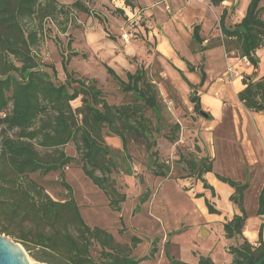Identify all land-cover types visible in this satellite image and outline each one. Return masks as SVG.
Masks as SVG:
<instances>
[{
	"label": "trees",
	"instance_id": "obj_1",
	"mask_svg": "<svg viewBox=\"0 0 264 264\" xmlns=\"http://www.w3.org/2000/svg\"><path fill=\"white\" fill-rule=\"evenodd\" d=\"M205 1L219 6L225 0ZM263 1L250 0L243 18L233 26L225 25L226 18L233 13V5L231 10H223L218 21L226 48L232 49L254 69L259 63L256 52L264 47ZM125 5L131 7L128 0H125ZM116 11L123 13L119 9ZM74 12L92 16L99 24L103 23L102 18L81 0H75L70 7L59 4L57 0H0V218L10 225L17 223L28 226L26 234L15 238L38 262L141 264L154 258L158 239L152 240L147 255L131 257V247L141 240L132 236V246L129 248L116 242L105 229L89 227L80 215L71 186L64 180V169L78 162L83 175L106 197L109 209L120 213V204L126 197L118 192L116 182L110 177L119 163L105 137L120 139L122 157L127 161L125 134L144 139L151 135L140 108L130 104L109 105L96 80L81 77L68 69L71 58L77 56L76 52L71 51L67 55L61 53V68L65 76L62 82L55 81L54 67L42 62L40 47L50 31L46 25L53 24L58 33L66 34L69 27H77L72 16ZM102 29L107 32L105 27L102 26ZM200 32L199 24L192 26L191 39L197 45L204 41ZM108 37L114 39V36ZM182 61L189 73L197 70L190 62ZM103 67L120 91L130 93L135 102L142 103L157 114L153 85L147 80L143 68H136L133 73L126 72L124 81L110 66L103 64ZM178 73L192 90L191 101L194 110L199 112L201 104L196 90L205 82L203 67H198L199 82L196 85L189 82L180 70ZM241 83L244 87L237 93L238 101L246 110L264 116V75H244ZM77 100L80 103L74 107ZM10 132L13 136L9 135ZM175 138L168 137V140ZM69 144L73 145L76 157L66 154L65 147ZM153 146L154 143H150L148 150ZM151 156L155 157L151 174L166 178L168 168L158 164L156 152H152ZM187 166L203 187L213 192L202 177L212 171L208 158H201L198 164L189 162ZM129 169L128 166V170L123 172L130 175ZM51 172H59L60 184L67 193L63 201L52 200L29 177L31 174L46 175ZM216 178L233 189L229 200L240 212L223 224L226 239L241 241L228 247L232 258L230 264H264L262 228L254 245L242 235L246 220L244 192L248 183L235 182L219 175ZM149 195V190H145L139 196L133 215L139 213L140 206ZM206 204L210 213H219L208 201ZM255 214L264 215V185L258 196ZM119 221L122 225L120 217ZM8 231L9 228L3 227L0 233ZM167 246L168 243L164 253L169 264H190L170 256ZM197 264L213 263L209 258L199 256Z\"/></svg>",
	"mask_w": 264,
	"mask_h": 264
},
{
	"label": "rangeland",
	"instance_id": "obj_2",
	"mask_svg": "<svg viewBox=\"0 0 264 264\" xmlns=\"http://www.w3.org/2000/svg\"><path fill=\"white\" fill-rule=\"evenodd\" d=\"M74 1L57 0L65 7H70ZM81 1L92 12L97 13L103 23L99 24L92 16L74 12L72 16L77 27H69L66 34L58 33L53 24H47L46 28L50 27V31L46 34L39 52L42 62L52 65L56 70L55 81L62 82L65 76L61 68V53L67 55L71 51L76 52L77 56L71 58L68 69L81 77L96 80L109 105L130 104L140 108V112L147 119L151 135L144 139L125 134L127 161L122 157V145L116 149L108 141L119 163L110 177L116 182L118 192L126 197L120 204V213L109 209L106 197L83 175L78 162L64 169V180L71 186L80 215L89 227L105 229L113 235L116 242L129 248L132 246V236L141 240L139 244L131 247V257L141 258L147 255L152 240L158 239L154 258L141 264H169L164 253L167 241V253L175 259H179L180 253L184 251L181 245L175 244L176 240L180 243L189 241V248L186 249L196 255L197 252L191 244L195 241L200 223L192 198L196 195L193 190L198 180L187 164H198L201 158H208L216 175L239 183L247 182L248 186L253 180L246 191V209L250 210L260 181L255 176L263 174L264 161L261 163L255 149L249 151L246 148L245 143L253 133L245 125L246 113L237 100L236 84L239 83L238 77L241 80L245 72L257 75L260 68L254 73L245 59L239 58L232 49L228 50L220 31L215 33L211 30L206 38H202L201 30L200 36L204 41L201 45L195 44L191 39L192 26L195 24L182 30L175 23L176 9L174 10L172 3H169V11L160 6L154 10L149 9L143 15L141 9L147 7L141 6L136 0H128L131 7L125 5V0ZM182 2L180 9L187 7ZM117 4H121V9L115 7ZM233 6L229 10L234 11L235 5ZM262 20L264 21V12ZM155 33L168 36L173 51L171 56L164 55L158 49L150 37ZM108 36H114V39L111 40ZM70 38L72 41H69ZM259 50L264 51V47ZM180 59L197 68L195 74L188 73L186 67L182 72L192 84L198 82V67H203L206 73V81L202 87L197 88L196 96L200 99V110L207 118L194 110L192 90L178 73ZM103 64L110 66L124 81L126 72L133 73L136 68H143L147 80L153 85L157 114L142 103L135 102L130 93L120 91L115 80L107 75ZM228 66L235 68L234 78L224 77ZM46 70L50 72L49 68ZM205 95H213L221 101L222 112L219 116H213L210 108L202 102ZM78 100L74 102V107L80 103ZM1 129L0 126V142ZM9 135L13 136V133L10 132ZM172 136L176 138L169 141L168 137ZM150 143H154V146L149 151ZM65 152L70 156H77L72 144L65 147ZM152 152L157 153L158 164L168 168L166 178L151 174L154 168L152 162L155 161V157L151 156ZM128 166L130 175L123 172L128 170ZM29 177L52 200L63 201L66 198L67 193L60 184L59 172L31 174ZM145 190H149L150 195L140 206L139 213L133 215L132 211L138 204L139 196ZM3 227L9 228V231L0 234L22 246L29 264H46L36 261L18 242L19 239L15 238L26 234V224L10 225L0 218V230ZM237 240L235 239L236 242Z\"/></svg>",
	"mask_w": 264,
	"mask_h": 264
},
{
	"label": "crops",
	"instance_id": "obj_3",
	"mask_svg": "<svg viewBox=\"0 0 264 264\" xmlns=\"http://www.w3.org/2000/svg\"><path fill=\"white\" fill-rule=\"evenodd\" d=\"M182 1L185 2L184 4H186L187 7L183 6V8L180 9L181 7L179 8V6ZM249 1L250 0H225L219 6H212L207 1L203 2V0H136V2L141 6L147 7L141 9L143 15L150 11L149 9L154 10L156 8H159L160 6L164 7L166 11H169V3H172L174 10L176 9L174 18H177V20H175V23L179 25L182 30H185V27H191L193 24H199L203 32L202 38H206L207 34H209L211 30L215 33H218L220 31L216 28L218 27L219 18L223 10H229L232 5H235V9L233 13L226 18L225 25L233 26L234 24L239 23L244 16ZM261 6L264 7V4H261ZM115 7L121 9L122 6L121 4H117L115 5ZM194 7L197 8L195 9ZM150 37L154 40L155 44H157L158 49L162 53H164V55L171 56L173 54L170 40L167 35H158L157 33H155L151 34ZM256 56L259 59L257 69H254L251 65L250 66L252 67L254 73H256L258 68H260V73L257 74V76H262L264 75V51L258 50L256 52ZM235 59L238 60L239 58ZM180 60L181 63H179L178 68L181 72H183V69H185L186 65L184 61H182V59ZM229 68L232 69L236 74V70H234L235 68H231V66H228L227 69ZM252 73L253 72H245L244 75L250 76L252 75ZM233 75L234 74L232 73L229 77L232 78ZM196 79H198L199 82V77ZM238 82L239 83L236 84V89L238 90L237 93L244 87L239 77ZM194 85L196 84L194 83ZM224 95L228 96V94ZM202 102L210 108L213 116L216 117L221 114V101L217 97L213 95H205L202 98ZM243 109L246 113L245 125L248 126L253 133V135L250 136L248 141H246L245 143L246 148L249 151L255 149L257 151L256 156L259 157V160L262 163V161H264V116L262 113H254L246 110L244 107ZM105 141L107 144L108 141H110L116 149H118L121 145L120 139L115 136L105 137ZM248 158L249 160H251L250 156ZM216 176L217 175L213 171L205 173L202 176L206 183L213 189V192H211L210 189L204 188L203 184L199 181L194 187L193 191L194 193H196V195H194L192 199L194 205L196 206V214L200 223L197 228L195 241L191 244L194 246V251L197 252L196 255H193L189 250H187L189 248V241L180 243L176 240L175 243L181 245L184 248V251L179 255V260L186 263L197 264L199 256H203L209 258L213 264H230L232 258L228 253V247L230 245L235 246L241 243L240 240H237L236 242L235 239H226L224 237L223 224L231 220V218L235 214L239 215L240 212L238 208L229 200L230 196L233 193V189H231L228 185L218 181ZM255 177H258L260 181L258 183L257 190L254 193L253 204H251V208L249 211L246 209V191H248L253 180L249 182L250 185L244 192L243 207L246 214V220L242 229L243 237H245L246 240L253 245L258 241V233L260 228H262V236L264 239V215L255 214L257 209L258 196L264 185V169L263 174L260 173ZM197 194H200V196H198ZM207 201L210 206L217 210L219 213H210L207 208ZM156 233H158V231H156ZM167 243L169 244V241H167L166 244ZM186 247L188 248L186 249Z\"/></svg>",
	"mask_w": 264,
	"mask_h": 264
},
{
	"label": "water",
	"instance_id": "obj_4",
	"mask_svg": "<svg viewBox=\"0 0 264 264\" xmlns=\"http://www.w3.org/2000/svg\"><path fill=\"white\" fill-rule=\"evenodd\" d=\"M199 113L207 118V115L203 111L200 110ZM0 264H29L28 257L22 246L1 234Z\"/></svg>",
	"mask_w": 264,
	"mask_h": 264
},
{
	"label": "built area",
	"instance_id": "obj_5",
	"mask_svg": "<svg viewBox=\"0 0 264 264\" xmlns=\"http://www.w3.org/2000/svg\"><path fill=\"white\" fill-rule=\"evenodd\" d=\"M234 71L232 69H227V71L224 74V77L227 79ZM235 74V73H234ZM236 75V74H235Z\"/></svg>",
	"mask_w": 264,
	"mask_h": 264
}]
</instances>
